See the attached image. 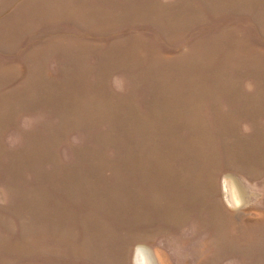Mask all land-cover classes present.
Listing matches in <instances>:
<instances>
[{"label":"rangeland","instance_id":"obj_1","mask_svg":"<svg viewBox=\"0 0 264 264\" xmlns=\"http://www.w3.org/2000/svg\"><path fill=\"white\" fill-rule=\"evenodd\" d=\"M138 255L264 264V0H0V264Z\"/></svg>","mask_w":264,"mask_h":264},{"label":"bare ground","instance_id":"obj_2","mask_svg":"<svg viewBox=\"0 0 264 264\" xmlns=\"http://www.w3.org/2000/svg\"><path fill=\"white\" fill-rule=\"evenodd\" d=\"M233 189H234V188H233ZM139 252H140V251H139ZM138 258H139V261H138L139 264H140V263L143 264V263H142V259H143V258L141 257V255H138ZM136 260H137V259H136Z\"/></svg>","mask_w":264,"mask_h":264}]
</instances>
